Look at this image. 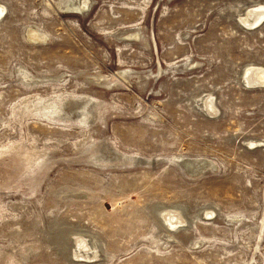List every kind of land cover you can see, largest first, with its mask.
I'll return each instance as SVG.
<instances>
[{
    "label": "rangeland",
    "instance_id": "obj_1",
    "mask_svg": "<svg viewBox=\"0 0 264 264\" xmlns=\"http://www.w3.org/2000/svg\"><path fill=\"white\" fill-rule=\"evenodd\" d=\"M259 71L264 0H0V264H264Z\"/></svg>",
    "mask_w": 264,
    "mask_h": 264
},
{
    "label": "bare ground",
    "instance_id": "obj_2",
    "mask_svg": "<svg viewBox=\"0 0 264 264\" xmlns=\"http://www.w3.org/2000/svg\"><path fill=\"white\" fill-rule=\"evenodd\" d=\"M79 5V4H78ZM78 7V6H77ZM72 8H76V7H72ZM75 11V10H74ZM248 14V13H247ZM262 15V14H261ZM253 18V17H252ZM251 18V19H252ZM255 19V18H254ZM259 73V77H260V79H262V80H264V73L263 72H258Z\"/></svg>",
    "mask_w": 264,
    "mask_h": 264
}]
</instances>
